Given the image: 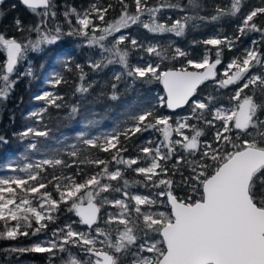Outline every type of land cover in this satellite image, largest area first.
I'll use <instances>...</instances> for the list:
<instances>
[{"label":"snow or ice","instance_id":"1","mask_svg":"<svg viewBox=\"0 0 264 264\" xmlns=\"http://www.w3.org/2000/svg\"><path fill=\"white\" fill-rule=\"evenodd\" d=\"M135 13H129L130 5L127 0H118L122 8L120 18L112 24H107L105 16L112 7H99L93 5L91 12L83 15L72 9L76 15L78 28H73L67 35H81L85 37V43L89 47L98 46L103 52L109 54L108 64L118 63L126 70L128 77L145 79L154 77L163 84L166 96L160 98V105L175 111L185 105L191 106L189 115L176 121L175 126L170 123L171 117L157 116L153 109L149 108L133 117L135 123L126 128L120 135L126 139L144 131H158L163 139L154 147H142L140 151L143 158L148 161L147 166H137L141 163V157L124 158L120 153L127 148L120 144L119 135L103 137V143H99L100 137L84 139V145L91 149H98L105 153H111V162L116 165H125L142 177L144 186L159 189L151 195L130 194L126 190L128 181L124 180V186L119 184L102 183L103 180L116 182L122 178L123 172L117 167L109 170V161L95 159L87 161L95 165L99 170L93 174H86V178L79 182L75 176L65 177L64 183L55 185L58 198H54L50 192H41L47 185L43 182L41 171L44 166L71 167L58 156L38 161L35 165L23 164L22 167H12L11 171L24 172L26 177L12 176L0 178V221L4 222L0 229V240H16L18 237L36 236L46 230L48 222H54L53 213L61 211L63 204L69 214L77 219L71 223L57 228L50 240L34 242L27 247H12V252L19 253H48L55 256L57 252L64 253L69 247L80 249L89 257L88 264H118V256L115 254L131 253L134 256L132 264H264V146L252 139H244L252 136L250 129H256V135L264 138V121L257 118L258 106L253 97L245 90L259 89L264 93V74L253 73L256 67L264 68V53L255 45L257 40H252L254 47L244 51L242 57L233 58L223 72V79H217L215 69L222 63L221 56L224 48L233 50L236 40L246 33L255 32L264 37V21L256 22V18L264 16V7L254 8L247 14H242L241 0H231L230 5H217L215 14L210 18L217 21L225 16L240 15L238 35L234 38L227 36L207 38L201 43L205 46L202 58L198 60L187 59V68L178 70L160 71L159 64L147 63L144 66H130L128 63L129 45L131 50L144 51L149 56H155L161 60L166 59L164 51L159 44H149L145 47L135 37L123 32L132 25L141 24L153 34L172 33L176 37L185 34L189 20L198 18L202 21L208 17L182 16L181 19H171L170 22H159V13L163 8H178L184 11L180 5H150L149 0H133ZM3 0H0V4ZM27 9L35 12L38 8L48 10L53 8V0H20ZM192 3V0H190ZM52 16L56 13L53 11ZM147 16L148 21H142L141 17ZM65 18L70 19L69 12H65ZM98 19L102 25L98 26L94 20ZM18 30L23 31L25 26L19 19L14 21ZM43 20L41 24L28 29L35 32V38L26 44L15 38H6L0 34V51L6 53V64L3 67L0 86V98H6L15 81L10 80V75L19 62L24 60L28 50L42 51L43 47L55 44L61 37V29L45 31ZM91 31V35L89 34ZM100 32V35H96ZM120 33V35H116ZM112 37L111 47L103 43ZM264 45V40L259 41ZM124 45V48L121 46ZM211 46L215 49L214 61L210 59ZM188 53L180 48L174 49L173 59L187 58ZM102 62H89V67L100 69ZM76 67L79 69L80 65ZM193 69V70H189ZM202 70V71H201ZM24 75H32L29 68ZM84 77L81 75V80ZM115 79L119 80L117 74ZM207 81H212L218 89L233 88L234 94L230 101L233 107H212L211 97L205 100L193 99L199 86ZM62 80L57 74L53 78L52 86L61 84ZM115 88V85H113ZM77 92H87L88 88L81 85ZM115 97H113L114 99ZM38 101H44L49 107L60 105L57 103L61 97L51 92H44L35 97ZM46 109L33 111L31 116L37 118L40 123ZM76 109H73L75 112ZM208 116L211 118L209 119ZM203 120V122L215 129L213 142H209L203 149L200 147L199 138L202 131L191 120ZM189 132L192 134L189 135ZM175 133L177 139H173ZM47 137V130L36 127H28L22 136L27 138ZM235 136V139L233 138ZM34 149L35 144H30ZM73 146L69 152L73 158H77L78 152ZM166 149V150H165ZM115 150V151H113ZM174 167L182 163L191 164V174L187 177V183L200 194V199L193 203L181 201L172 191L174 181L169 179L166 163L176 156ZM187 154V155H185ZM209 161L212 163L210 164ZM83 163V161H80ZM103 166V168H100ZM137 166V167H133ZM54 179H59L54 177ZM183 179V178H182ZM33 183H29V182ZM15 186V187H13ZM39 195V208L33 206V200L20 196L16 190ZM120 193L122 198L108 199L103 193ZM7 194V195H5ZM157 197L160 199L158 200ZM166 198L170 205V214L155 210L157 204H163ZM134 202L130 205L128 202ZM259 201V202H257ZM103 204L119 208L118 213H109L102 222L108 227L101 226L100 210ZM149 206L145 210L142 206ZM135 213V218H133ZM9 221H15L10 224ZM35 228L29 232L27 229ZM142 221V225H141ZM24 222V223H22ZM116 225L115 237L109 230ZM73 225H79L74 228ZM122 226V227H121ZM142 231L145 236L148 233H156L162 240L141 243L137 251L132 248L137 243V232ZM95 233V235H93ZM163 244V248L158 247ZM105 246L112 250L106 251ZM147 252L153 255L144 256ZM68 264H82L75 258H71Z\"/></svg>","mask_w":264,"mask_h":264},{"label":"trees","instance_id":"2","mask_svg":"<svg viewBox=\"0 0 264 264\" xmlns=\"http://www.w3.org/2000/svg\"><path fill=\"white\" fill-rule=\"evenodd\" d=\"M127 3L130 5L129 13L134 14L135 5L133 0H127ZM149 3L150 5L171 4L183 7V12L176 7L163 8L157 13L159 22L162 23L170 22L169 18L181 19L182 16H204L209 19L204 21L198 18L189 20L185 34L180 37H176L172 33L153 34L139 23L123 29V32L135 37L145 47L149 44H159L160 49L164 51L166 56V59L161 60L154 55L149 56L144 51H134L129 48L128 63L130 66H133L138 60L139 55H143L151 63L159 64L160 71L187 67V59L198 60L202 58L205 46L201 41L211 37L223 38L227 36L234 38L238 35L239 14L234 17L225 16L217 21H212L210 18L215 14L217 5L228 6L231 0H192V3H190V0H149ZM94 4L101 8L112 5L105 16L107 24L114 23L121 16L122 8L118 0H53L54 7L48 10L46 17L44 15L45 10L32 12L16 0H5L0 4V34H3L6 38H15L21 43L32 40L35 38L36 33L30 32L28 29L41 24L42 20L45 31L54 32L59 27L62 33L57 43L43 47L42 51L30 53L35 67L39 70L40 81L32 82L27 77L21 76V68H18L16 72L10 75V80L15 81L14 86L10 88L6 98H0V178H5L9 173L8 167L14 160L27 158L35 161L58 156L65 162L72 164V166H57L55 168L44 166L41 176L48 190L51 191L58 180L65 177L75 176L79 182H82L86 178V174L90 175L99 170L87 161L105 159L110 162V169L119 167L123 172L122 178L113 182V184L125 187L124 180H127V191L137 188L151 195L152 191L144 186L140 176L125 165H116L111 162V153L91 149L84 145L81 136L84 139H94L108 134L119 135L120 144L127 148V151L120 153V155L124 158L139 156L142 160L143 153L140 149L142 147H154L156 141L162 140L163 137L160 132L151 130L137 133L131 136L130 139L120 135L126 128L135 123L133 117L151 108L157 116L171 117L170 123L173 124L175 116L189 114L191 106L188 105L184 110L169 114L166 107L160 105V98L164 95L161 83L157 79L152 77L141 80L128 77L126 70L118 63L108 64L109 54L103 52L98 46H96V50L102 55L100 62L104 66L97 70L87 66L84 52L77 51L74 47L77 35H67L73 28L68 27L65 12L67 9H75L77 12H91ZM241 4L242 14H247L254 8L264 7V0H241ZM53 11L56 13L55 17L51 14ZM17 19L22 21L25 26L23 31L17 29L14 23ZM141 20L148 21L149 18L142 16ZM262 21H264V16L256 18L257 23ZM71 22L74 25V21ZM100 34V32L96 33L97 36ZM116 35H120V33H116ZM112 39V37H109L103 42L106 47L112 46ZM252 40L258 41L255 47L264 53V45L259 43V41L264 40V37L255 32L246 33L235 41L232 51H228L226 47L224 48L221 56L222 63L216 72L217 79H221L220 73L226 63L239 56L243 50L254 47L251 43ZM124 47V45L121 46V48ZM177 47L188 53L187 58L173 59L174 49ZM208 49L211 52L210 59L214 61L215 49H212L211 46H208ZM77 64L80 65L79 69L76 67ZM114 69L119 70V80L115 79ZM2 70L3 56L1 55L0 86L3 85L2 74H6ZM254 71L262 74L261 69H254ZM57 74L62 82L55 87H50V90L54 92V95L61 97L57 101L60 105L59 108L49 107L44 101L35 99L40 88L44 85L43 80L45 77L57 76ZM81 75L84 77L83 80H81ZM212 84V81L205 82L197 90L194 99L205 100L211 97L212 105H230L233 103L230 101V97L234 94L233 88L236 86H230L228 89H218ZM81 85L87 87L88 91L77 92L76 88ZM113 85H115V88ZM245 91L260 106L257 110V118L264 121V93L259 89ZM113 97L115 98L113 99ZM42 108L46 110L40 123H36L37 118L32 117L31 113ZM73 109H76V111L73 112ZM190 123L196 125L202 131L201 141L213 142L210 127L202 125L195 119L191 120ZM30 126L47 130L48 136L34 137L30 135L27 138L23 137L22 133ZM189 134L191 135V132ZM253 137L261 143V146H264V138L256 135V129L253 130ZM99 143H101V140ZM30 144H35L36 147L32 149L29 147ZM74 145L76 146L75 150L78 152L77 158L68 155L69 152L74 150ZM179 154L180 151L176 153L172 160L166 163L169 172L168 178L175 182L174 186L177 181L187 179L191 174L190 163H182L178 167H174L175 159L178 158ZM80 161H83V163ZM209 163L211 164L210 161ZM100 168H103V166H100ZM54 177L59 179H54ZM175 193L189 197L190 203L200 199L198 191L196 194H191L176 189ZM55 217V221L48 226L49 229L59 228L64 219L67 222L77 219L66 211L63 204L61 205V211L56 213ZM77 227L80 226L77 225ZM34 228L35 224L33 222V228L27 230L31 232ZM47 233L48 230L46 229L36 236L29 235L28 237H18L16 240H0V264H54L57 262V257L65 255L66 252L81 257L79 254L80 249L74 247H69V250L64 252L65 254L57 252L54 257L48 253H19L10 250L12 247L17 246H31Z\"/></svg>","mask_w":264,"mask_h":264},{"label":"rangeland","instance_id":"3","mask_svg":"<svg viewBox=\"0 0 264 264\" xmlns=\"http://www.w3.org/2000/svg\"><path fill=\"white\" fill-rule=\"evenodd\" d=\"M71 10H72V9H67V10H66V12H69V14H70V19H67V21H68V27H69V28H78L79 25L76 24V15L73 14ZM76 12H77V11H76ZM77 13L83 15L85 12H77ZM72 20L74 21V25H73L72 22H71ZM94 23H95L96 25H98V26L102 25L101 21L98 20V19H95V20H94ZM97 33H98V32H97ZM89 34L91 35V31H90V30H89ZM27 42H28V41L23 42V43L26 44ZM57 42H58V41H57ZM57 42H56V43H57ZM74 44H75L74 47L77 49V51H83V52H84V54H85V58H86V64H87V66H89V62H90V61L93 62V63H95V62H100L102 55L100 54V52H98V51L96 50V49H97L96 46L89 47V46L86 45V43H85V37H83V36H81V35H77V37L75 38V42H74ZM52 45H53V44H52ZM48 46H49V45H48ZM45 47H47V46H45ZM129 48H130V45H129ZM249 48H252V47H249ZM130 49H131V48H130ZM247 49H248V48H247ZM245 50H246V49H245ZM245 50H243L242 53H241L239 56H236V57H234V58L242 57V56L244 55V51H245ZM134 51H136V50H134ZM31 52H33V51L28 50V51L25 53V58H24V60H22L21 62H19V63L17 64V66H16L15 69H14V72H16L18 68H21V76H25V77H27V78H28L30 81H32V82H37V81H40L41 77H40V75H39V70L35 67L34 62H33L32 58L30 57V53H31ZM1 55L3 56V67H4V65L6 64V53L3 52V51H0V56H1ZM137 59H138V60H136V62L133 64V66H136V65L144 66V65H146L147 63L150 62L148 59L144 58L143 55H139ZM232 59H233V58H232ZM232 59H231V60H232ZM231 60H230L229 62H231ZM229 62H228V63H229ZM228 63H226V64L223 66V69H222V71H221V73H220V77H221V79L224 78L222 74H223V72L225 71L226 66H227ZM29 68L31 69L32 75H30V76H29V75H24V73H26V72L28 71ZM184 68H187V67H184ZM91 69H93V68H91ZM254 69H261L262 74H264V68H260V67L253 68V69H252L253 73H257L256 71H254ZM113 71H114V73H116V75L119 73V70H118V69H116V70L114 69ZM54 77H56V76H55V75H52V76H48V78L45 77V79L43 80L44 85H43V87L40 88V91L37 93V96L43 94L44 92H51V93H54L52 90H50V87H52V81H53V78H54ZM212 85H213L214 87H216L214 83H213ZM46 86H47V87H46ZM219 106H224V107H228V108H230V107H233V106H234V102H233L232 104H230V105H217V104H213V105H212L213 108H215V107H219ZM189 114H190V113H189ZM189 114L185 113V114H181V115H177V116H175V118H174V122H173L172 125L175 126L177 120H180L181 118H183V117H185V116H187V115H189ZM210 118H211V117L209 116V119H210ZM199 122L202 123V125H205L206 127H209V126H207V125L203 122V120H200ZM210 128H211V127H210ZM253 130H254V129H250V130H249V131L252 133V136H246V137H244V139H252V138H253ZM211 131H212V137H214L215 129H214V128H211ZM191 134H192V133H191ZM189 135H190V134H189ZM105 136H109V134H108V135H105ZM105 136H104V137H105ZM177 138H178V137H176V135H175V133H174V134H173V139H177ZM201 138H202V137L199 138V141H200V147H201V149H203L207 143L204 142V141H201ZM233 138L235 139V136H233ZM161 141H162L161 139L157 140L156 143H155V145H156L157 143L161 142ZM101 143H103V137H101ZM178 152H179V150L177 151V153H178ZM38 161H40V160H35V161L32 160V161H31V160H28L27 158H22V159H20V160H14V162H12L11 165H9V167H8L9 173L5 176V178H9V177H12V176L26 177V175H27L26 173H24V172H19V171L13 172V171H11V168H12V167L19 168V167H22L23 164H26V163H31V164H34V165H35ZM210 162H211V161H210ZM147 163H148V161H145L144 158H143V159L141 160V163H140L141 165H139V166H147ZM211 163H212V162H211ZM115 169H116V168H114V169H110V168H109L110 171H114ZM174 169H176V168H174ZM43 170H44V169H43ZM41 173H42V171H41ZM135 174H136V172H135ZM136 175H137V174H136ZM141 178H142V177H141ZM43 181H44V179H43ZM142 181H143V179H142ZM64 182H66V181L64 180V178H62V179H59L57 183H64ZM29 183L31 184V183H33V182L30 181ZM102 183H111V184H113V182H109V181H107L106 179L103 180ZM55 185H56V184H55ZM55 185H54L53 190L50 191V190H48V188L46 187L45 189H42L41 192H45V191H46V192H50V193H52V195H53L54 198H58V194H57V191H56V187H55ZM13 187H15V186H13ZM148 189H150V190L152 191V193H154V192H156V191H159V189H152V188H150V187H148ZM176 189H180V191H183V192H189V193H191V194H196V193H197V190L193 187V185L190 184V183H187V179H183L182 181H180V180L177 181V184H176L175 186L173 185V187H172V191H173V193L176 195V197H177L178 199H180L181 201H185V202H189V203H190V200H189L190 198H189V197H185V196L182 195V194H176V193H175V190H176ZM16 192H17L20 196H26V197L32 199V200H33V206H36L37 208H39V199H40V197H39L38 194L34 196L33 194H31V193H29V192H21L19 189H17ZM128 192H129L130 194L150 195V194H148L147 192L142 191L141 189H137V188L130 189V190H128ZM5 195H7V194H5ZM102 196L107 197L108 199L122 198V196H121L120 193H115V192H112L111 190H110V192H108V193H103ZM157 199L159 200L160 198L157 197ZM128 203H129L130 205H133V204H134V202H131V201H129ZM142 207H143L145 210H147L149 206L145 205V206H142ZM155 210H157V211H164L166 214H170V209H169V206H168V204H167L166 198H165L163 204H157V205L155 206ZM119 211H120L119 208L112 207V206L109 205V204H103V205L101 206V210H100L101 226L107 228L108 226H107V225H104L102 221H103L104 219H106V217H107V215H108L109 213H118ZM53 215L56 216V213H53ZM133 218H135V213H133ZM33 222H34V221H33ZM9 223H10V224H15L16 222H15V221H9ZM22 223H24V222H22ZM45 223H47L48 226H49L52 222L45 221ZM68 223H71V221H70V222H67V221L64 219L63 222L61 223V225H60L59 228L64 227V225H66V224H68ZM141 225H142V221H141ZM3 226H4V222H3V221H0V229H3ZM73 227H74V228H78L77 225H73ZM121 227H122V226H121ZM115 228H116V225L114 224V225H112V226L110 227V229H109V230L111 231L113 237H115V235H116ZM56 229H57V228H56ZM47 230H48V233H47L46 235L44 234V236H43L39 241H41V240H50V239H52V237H53V232L55 231V229H54V228H50V229H49V228L47 227ZM93 235H95V233H93ZM145 240H148V241H156V240H162V239H161V237H160L158 234H156V233H148V235L145 236L144 233H143L142 231H138V232H137V243H136V246L133 247L131 251H132V252L137 251L139 245H140L141 243H144ZM158 247L163 248L164 246H163V244H159ZM105 250H107V251H112V250L108 249L106 246H105ZM59 254H60V253H59ZM64 254H65V253H64ZM79 254L81 255L80 258H79V257H76V256H74V255H72V254L69 253V252H66L65 255H63V256L60 255L59 257H57V258H58V259H57V262L54 263V264H68V262L70 261L71 258H75V259H77L78 261L82 262V264H88L89 257H88L87 255H85L83 252H81L80 250H79ZM115 255L118 256V264H132V260L134 259V256H133L131 253H128V254L121 253V254H115ZM142 255H144V256H150V255H153V254H151V253H147V252H144V253H142ZM53 257H54V256H53Z\"/></svg>","mask_w":264,"mask_h":264},{"label":"water","instance_id":"4","mask_svg":"<svg viewBox=\"0 0 264 264\" xmlns=\"http://www.w3.org/2000/svg\"><path fill=\"white\" fill-rule=\"evenodd\" d=\"M5 0H3V2H4ZM16 1H18L19 3H20V0H16ZM21 4V3H20ZM22 5V4H21ZM24 8H26L24 5H22ZM27 9V8H26ZM41 10H44L42 7L41 8H38V9H36V11H41ZM218 67H219V65L217 66V68L215 69V71L218 69ZM174 70H178V69H174ZM168 71V70H167ZM202 71V70H201ZM203 85V84H202ZM201 85V86H202ZM161 86H162V90H163V95L164 96H166V93H165V90H164V87H163V84L161 83ZM201 86H199V88L201 87ZM198 88V89H199ZM193 99H194V97H193ZM188 105H185L184 107H182V108H180V109H176L175 111H172V110H169V109H167V107H166V110H167V112L169 113V114H174V113H177V112H179V111H181V110H184L186 107H187ZM169 206V209H170V211H171V208H170V205H168ZM100 215V214H99ZM161 237V236H160ZM161 239H162V237H161Z\"/></svg>","mask_w":264,"mask_h":264},{"label":"flooded vegetation","instance_id":"5","mask_svg":"<svg viewBox=\"0 0 264 264\" xmlns=\"http://www.w3.org/2000/svg\"><path fill=\"white\" fill-rule=\"evenodd\" d=\"M216 72H217V70H216Z\"/></svg>","mask_w":264,"mask_h":264}]
</instances>
